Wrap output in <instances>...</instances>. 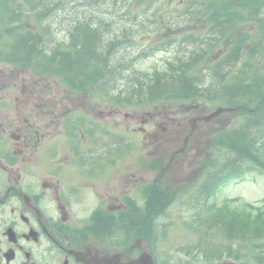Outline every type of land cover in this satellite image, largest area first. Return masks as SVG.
<instances>
[{
  "label": "trees",
  "instance_id": "16d2710c",
  "mask_svg": "<svg viewBox=\"0 0 264 264\" xmlns=\"http://www.w3.org/2000/svg\"><path fill=\"white\" fill-rule=\"evenodd\" d=\"M79 1L0 0V8L16 5L13 21L2 22L0 30V39H13L6 55L38 72L58 74L73 88L114 89L124 80L125 86L112 95L117 103L151 107L226 100L240 105L237 124L213 133V170L199 183L215 189L226 178L249 171L264 174V71L245 50L248 43L252 56L263 52L248 25L255 17L264 31V0H84L82 6ZM63 15L68 26L58 39L53 18ZM189 23L197 26L188 29ZM136 25L157 33V42L131 51L140 30ZM222 41L224 55L210 57ZM156 50L172 53L163 66L133 68ZM251 103L252 112L247 109ZM220 154L227 159L219 161ZM241 211L248 216L250 210L243 205ZM241 223L247 241L252 233L256 264H264V204L252 203V230L248 221Z\"/></svg>",
  "mask_w": 264,
  "mask_h": 264
},
{
  "label": "flooded vegetation",
  "instance_id": "af4514ba",
  "mask_svg": "<svg viewBox=\"0 0 264 264\" xmlns=\"http://www.w3.org/2000/svg\"><path fill=\"white\" fill-rule=\"evenodd\" d=\"M60 100L0 66V264H138L147 250L155 264L240 257L239 216H208L206 201L182 211V201L142 197L139 215L129 217L127 158L109 149V120L67 121L71 108ZM150 206L151 247L144 236L129 238L144 232Z\"/></svg>",
  "mask_w": 264,
  "mask_h": 264
},
{
  "label": "rangeland",
  "instance_id": "374dc122",
  "mask_svg": "<svg viewBox=\"0 0 264 264\" xmlns=\"http://www.w3.org/2000/svg\"><path fill=\"white\" fill-rule=\"evenodd\" d=\"M84 0L78 2L79 6L85 5ZM90 7H93L89 5ZM66 18L64 15L60 20L53 18L52 29L54 31V37H57L58 32L63 36L62 29L66 28L68 25L66 23ZM139 28L138 35L133 37L136 38L135 44L132 46L131 51H134L139 46H149L150 43H155V34L141 29L139 25L135 26ZM65 30V29H64ZM221 47L215 48V52H219ZM170 55L168 51L156 50L154 54H150L133 64V68L152 70L155 67H161L164 64L165 58ZM252 58L256 60L258 65L264 71V53L253 55ZM0 64L6 73L11 72H21L22 75L27 74L28 79L37 81L38 75L27 66H18L13 63L1 62ZM242 64H238L237 67ZM119 90L121 87L125 86L124 80H119L117 83ZM63 88L61 84L54 81L53 79L48 82L46 86L50 97L56 99L57 94H62V97L67 95L59 91V88ZM78 98V102L75 100H70V106L72 111H74V105L78 111L84 109L88 114L94 115L96 117L106 116L109 120V124L112 128V141L111 146L114 147H127L128 158V172L129 176V189L136 188L137 183L145 182L148 183L152 181L155 177L157 168L161 170L158 166H149L150 161L154 159L159 160L162 167H164L163 172L165 173L167 184L170 181L173 183L174 187H180L184 184H196L199 180L198 177L201 175L202 169L213 166L214 150L212 147V135L213 133L222 128L227 127L226 125H235L241 119V109L235 111H228L222 113L215 119L205 122L200 121L196 132L192 135L189 140V144L186 149L180 153L177 152L184 145V138L190 132L191 124L190 118L195 115H202L211 112L215 109V106H205L190 108V105H175L171 106L168 104L155 105L150 108H140L137 110L134 107L127 108H117L116 106L111 108V106H104L96 101V98L91 95L90 100L87 101L84 94L78 93L75 99ZM114 106V105H113ZM119 107V106H118ZM142 107V106H139ZM121 110V111H118ZM83 112V111H82ZM84 113V112H83ZM111 113V114H110ZM103 119L102 121H106ZM145 120V131L141 130L142 121ZM166 127L168 132L162 134V127ZM152 133V137L149 138V134ZM156 135L159 139H156ZM176 139L172 142L171 139ZM176 154L173 156L172 152ZM218 155V154H217ZM143 159L144 168L141 169L139 162ZM219 161L227 159L226 154H220L218 156ZM138 170V177L133 173ZM142 176L144 179H142ZM177 178L178 181L173 178ZM129 194H133L129 191ZM238 196L240 200H244L246 203L250 204H264V174H260L257 171H249L242 177L232 178L220 188L218 192L217 199L220 202L225 197ZM189 198V197H186ZM182 201H189L183 199ZM177 209H182L183 204L179 203ZM177 234V233H176ZM178 237V236H177ZM176 238V237H175ZM236 249L243 247L241 249V256L239 258H234L226 256V258L220 259L218 261H213L211 264H254V259L252 260V254L250 253V248L252 246V241L250 243L236 241ZM251 255L250 258L246 259L244 255Z\"/></svg>",
  "mask_w": 264,
  "mask_h": 264
},
{
  "label": "water",
  "instance_id": "95a60500",
  "mask_svg": "<svg viewBox=\"0 0 264 264\" xmlns=\"http://www.w3.org/2000/svg\"><path fill=\"white\" fill-rule=\"evenodd\" d=\"M224 110L223 108H218L216 111L208 114V115H205V116H202V117H199L200 119H205V120H211L213 117L219 115L221 113V111Z\"/></svg>",
  "mask_w": 264,
  "mask_h": 264
}]
</instances>
